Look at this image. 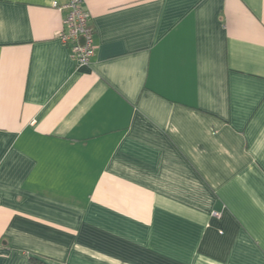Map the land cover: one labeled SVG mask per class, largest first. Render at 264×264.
Returning a JSON list of instances; mask_svg holds the SVG:
<instances>
[{"label": "crops", "instance_id": "1", "mask_svg": "<svg viewBox=\"0 0 264 264\" xmlns=\"http://www.w3.org/2000/svg\"><path fill=\"white\" fill-rule=\"evenodd\" d=\"M67 2L0 0V264H264V0H84V67Z\"/></svg>", "mask_w": 264, "mask_h": 264}, {"label": "built area", "instance_id": "2", "mask_svg": "<svg viewBox=\"0 0 264 264\" xmlns=\"http://www.w3.org/2000/svg\"><path fill=\"white\" fill-rule=\"evenodd\" d=\"M84 0H68L65 5L53 7L65 11L63 26L58 38L64 45H70L72 59L79 67L88 66L95 54L94 31L89 25V15L83 6ZM83 39V42H80ZM214 216H218L214 214Z\"/></svg>", "mask_w": 264, "mask_h": 264}, {"label": "trees", "instance_id": "3", "mask_svg": "<svg viewBox=\"0 0 264 264\" xmlns=\"http://www.w3.org/2000/svg\"><path fill=\"white\" fill-rule=\"evenodd\" d=\"M31 264H44V263L39 261V260H37V259H35V258H32L31 259Z\"/></svg>", "mask_w": 264, "mask_h": 264}, {"label": "water", "instance_id": "4", "mask_svg": "<svg viewBox=\"0 0 264 264\" xmlns=\"http://www.w3.org/2000/svg\"><path fill=\"white\" fill-rule=\"evenodd\" d=\"M80 42H83V39H80Z\"/></svg>", "mask_w": 264, "mask_h": 264}]
</instances>
